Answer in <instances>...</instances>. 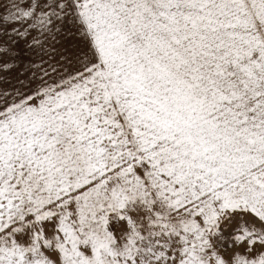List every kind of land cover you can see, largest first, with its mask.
Masks as SVG:
<instances>
[{
  "label": "snow or ice",
  "instance_id": "snow-or-ice-1",
  "mask_svg": "<svg viewBox=\"0 0 264 264\" xmlns=\"http://www.w3.org/2000/svg\"><path fill=\"white\" fill-rule=\"evenodd\" d=\"M0 264H264V0H0Z\"/></svg>",
  "mask_w": 264,
  "mask_h": 264
}]
</instances>
